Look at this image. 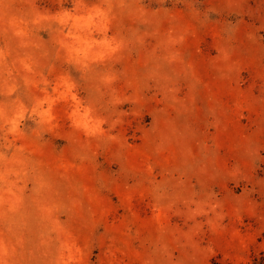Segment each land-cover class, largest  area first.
Wrapping results in <instances>:
<instances>
[{
	"label": "rangeland",
	"instance_id": "obj_1",
	"mask_svg": "<svg viewBox=\"0 0 264 264\" xmlns=\"http://www.w3.org/2000/svg\"><path fill=\"white\" fill-rule=\"evenodd\" d=\"M94 8L106 32L59 22ZM69 31L103 58L77 63ZM261 37L264 0H2L0 102L55 100L60 123L0 141V261L264 264ZM73 93L124 104L118 143L66 125Z\"/></svg>",
	"mask_w": 264,
	"mask_h": 264
},
{
	"label": "clouds",
	"instance_id": "obj_2",
	"mask_svg": "<svg viewBox=\"0 0 264 264\" xmlns=\"http://www.w3.org/2000/svg\"><path fill=\"white\" fill-rule=\"evenodd\" d=\"M2 2V0H0ZM100 18L103 23L100 25L101 31H107L104 25L107 23L105 19V13L99 8H94L92 13L87 17H73L68 11H65L63 17L60 19L61 24H67L69 20L73 21L72 27H96L93 24L94 18ZM91 35V33H89ZM68 36L81 47L71 49L81 59L77 60V63H81L84 60H98L102 59L101 54H94L89 57V52L93 45L97 43L104 45L106 41L101 40H81L80 36L73 35L69 31ZM260 39H264L261 37ZM115 51V49H113ZM84 67H87L85 64ZM114 83L113 77H104L101 80V87H110ZM16 91L15 87H9L3 93L6 97H11ZM71 100L74 102L73 107L69 108L65 123L68 127H71L76 132L84 133L88 136L89 140H106L111 143H118L120 140L118 129L125 122V116L123 113L127 111L118 110V107L122 104L121 101H105L101 104L85 94L82 97H78L76 94H72ZM57 101L48 98L40 99L34 104H25L19 98L0 102V141L3 142V146L7 147L10 144L19 142V137L23 135L34 136L36 138L47 139L48 135L52 133L60 123L57 119V115L54 111ZM5 106H11L13 108L9 118L3 117V108ZM115 112L116 114H113ZM86 119L90 125H94L95 131L88 134L86 130L77 125L73 119L75 116ZM144 128L143 126H141ZM47 137V138H46ZM129 137H126L128 143ZM0 159L3 156L0 155ZM0 264H3L0 261Z\"/></svg>",
	"mask_w": 264,
	"mask_h": 264
}]
</instances>
